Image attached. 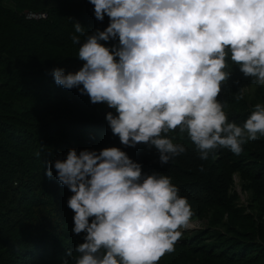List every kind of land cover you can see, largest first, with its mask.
<instances>
[{
    "label": "clouds",
    "instance_id": "1",
    "mask_svg": "<svg viewBox=\"0 0 264 264\" xmlns=\"http://www.w3.org/2000/svg\"><path fill=\"white\" fill-rule=\"evenodd\" d=\"M90 3L96 19L106 14L110 23L80 45L84 63L78 71L55 68L52 74L58 85L79 88L93 104L115 109L106 120L122 144L154 145L165 164L186 151L162 135L176 129L187 133L201 159L217 148L239 155L246 141L264 136V104L257 103L241 127L228 122L217 99L230 75L228 58L264 85V0ZM75 32L84 34L79 23ZM117 37L111 49L101 43ZM72 42L79 44L80 36ZM54 167L73 193L67 202L72 231L86 233L75 248V264H158L189 224L190 207L170 178L143 174L118 147L79 154L70 149ZM46 175L52 177L51 162Z\"/></svg>",
    "mask_w": 264,
    "mask_h": 264
},
{
    "label": "trees",
    "instance_id": "2",
    "mask_svg": "<svg viewBox=\"0 0 264 264\" xmlns=\"http://www.w3.org/2000/svg\"><path fill=\"white\" fill-rule=\"evenodd\" d=\"M24 10L47 11L48 17L30 20ZM76 23L83 35L75 32ZM109 23L106 14L96 19L90 0H0V264H75V248L86 233L72 231L67 202L73 193L58 181L54 163L70 149L98 153L113 146L139 163L143 174L169 177L186 199L191 221L208 218L207 227L185 232L158 264H264V136L246 141L239 155L217 148L201 159L187 133L176 129L162 135L186 151L161 164L154 145L126 146L112 133L106 114L116 115L115 109L55 82L53 69L78 71L84 63L77 56L80 45ZM101 43L111 49L119 40ZM227 64L230 75L217 99L228 122L242 127L264 101V85L230 58ZM246 82L256 86L253 98L245 93ZM235 175L248 205L234 190Z\"/></svg>",
    "mask_w": 264,
    "mask_h": 264
},
{
    "label": "rangeland",
    "instance_id": "3",
    "mask_svg": "<svg viewBox=\"0 0 264 264\" xmlns=\"http://www.w3.org/2000/svg\"><path fill=\"white\" fill-rule=\"evenodd\" d=\"M256 88V86L253 83H249L246 82L245 83V93L248 97L253 98L254 97V89ZM259 103L264 104V101H259ZM234 190H236L240 196V202L244 203L245 205H248L249 201H250V197H248V193L243 192L241 185H240V181H239V177L237 175H235V186H234ZM190 222H192V224H194V226H192L190 223L188 224V226L186 228H182L180 229V231L182 232V235H184L185 232L188 231H193L196 229H201V228H205L208 226L209 221L208 218H204L202 220L200 219H196V220H190ZM198 225H200V228H195L194 227H198Z\"/></svg>",
    "mask_w": 264,
    "mask_h": 264
},
{
    "label": "built area",
    "instance_id": "4",
    "mask_svg": "<svg viewBox=\"0 0 264 264\" xmlns=\"http://www.w3.org/2000/svg\"><path fill=\"white\" fill-rule=\"evenodd\" d=\"M22 14L25 16V18L30 19V20H40V19H46L48 17V12L47 11H34V10H24L22 11ZM189 223L194 226V224H192V222ZM195 228H200V225H198V227H194Z\"/></svg>",
    "mask_w": 264,
    "mask_h": 264
}]
</instances>
